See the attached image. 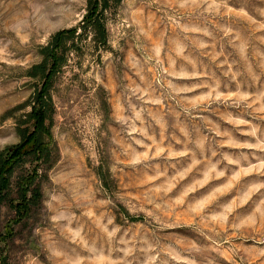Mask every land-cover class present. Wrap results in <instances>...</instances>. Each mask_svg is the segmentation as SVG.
<instances>
[{"label":"rangeland","instance_id":"rangeland-1","mask_svg":"<svg viewBox=\"0 0 264 264\" xmlns=\"http://www.w3.org/2000/svg\"><path fill=\"white\" fill-rule=\"evenodd\" d=\"M88 2L0 0V158L76 29L47 152L7 161L0 264H264V0H107L101 30Z\"/></svg>","mask_w":264,"mask_h":264},{"label":"trees","instance_id":"trees-1","mask_svg":"<svg viewBox=\"0 0 264 264\" xmlns=\"http://www.w3.org/2000/svg\"><path fill=\"white\" fill-rule=\"evenodd\" d=\"M102 2L105 4L107 0H89L88 4L90 6L89 12L85 15L83 21L93 25L98 30H101V21L99 15V6H101ZM103 29V27H102ZM76 33V29H68L61 30L56 35V42L50 49H47V57L51 59V63L49 67L45 71V63L39 66L42 70L44 80L39 88L37 95L35 97V101L33 103L30 118L33 122V130L26 136H24L23 141L16 146L11 154L7 157L1 156L0 160V201L1 203L5 200H8V188L10 186V177H11V169L7 168V161L9 158L11 160L14 159L15 163H20L22 160V156L25 153L32 152L36 154L37 157H42L47 152L48 142H44L43 137L51 138L49 127L46 123L49 114V107L51 103V96L48 93L49 81L52 77L53 72L59 66L61 61V55H59V51L62 50V38H66L68 36L74 35ZM48 64V61H47ZM31 144V147L26 151L22 152L23 147ZM23 154V155H22ZM34 175V173H33ZM30 179V180H29ZM32 176H22L20 184L22 187H25L20 192L19 198L14 202H12V207L15 210L17 215V219L21 220L23 217L27 216L32 202L38 200L40 198L39 188L34 187L30 190L28 188L32 184ZM31 191V192H30ZM28 192L31 195L28 197Z\"/></svg>","mask_w":264,"mask_h":264}]
</instances>
